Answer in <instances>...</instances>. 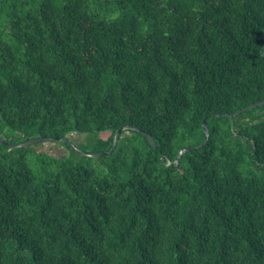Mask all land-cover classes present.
I'll use <instances>...</instances> for the list:
<instances>
[{"label": "trees", "instance_id": "16d2710c", "mask_svg": "<svg viewBox=\"0 0 264 264\" xmlns=\"http://www.w3.org/2000/svg\"><path fill=\"white\" fill-rule=\"evenodd\" d=\"M263 101L264 0H0V136L122 131L0 142V264H264Z\"/></svg>", "mask_w": 264, "mask_h": 264}, {"label": "water", "instance_id": "95a60500", "mask_svg": "<svg viewBox=\"0 0 264 264\" xmlns=\"http://www.w3.org/2000/svg\"><path fill=\"white\" fill-rule=\"evenodd\" d=\"M259 106H264V101L263 102H259L257 104H254V105H251L249 106L248 108L242 110V111H239L238 113H236L234 116H237V115H240L242 114L243 112H246L247 110H250V109H254V108H257ZM204 129H205V132L208 136V140L207 142L209 141V137H210V129H209V126H208V118L205 119L204 123ZM127 129H131L130 127H128ZM135 129V128H133ZM137 130V129H135ZM121 134H122V131H119L117 134H116V137H115V144H114V148L113 150L117 147L118 143H119V140H120V137H121ZM86 135H84L85 137ZM151 139V138H150ZM0 142L4 145H9L11 148H14V147H29V146H35L39 143H44V142H66V143H73V141L70 139V138H62V139H57V138H39V139H35V140H31L29 142H26V143H23V144H19V145H12V144H9L8 142H6L1 136H0ZM152 144L154 145V147L157 149V145L155 144V142L153 140H151ZM205 145V143L203 145L200 146V148H202L203 146ZM112 150V151H113ZM193 150H196V148H186L184 151L181 152V156L179 158V161H178V165L181 163V158H182V155H184L185 153L187 152H191ZM112 151H110L109 153H96V154H89V153H83L85 156H88V157H93V158H100L102 156H105L107 154H110L112 153Z\"/></svg>", "mask_w": 264, "mask_h": 264}, {"label": "rangeland", "instance_id": "374dc122", "mask_svg": "<svg viewBox=\"0 0 264 264\" xmlns=\"http://www.w3.org/2000/svg\"><path fill=\"white\" fill-rule=\"evenodd\" d=\"M0 120H1V118H0ZM110 135L111 134L108 132V133H103L99 136L101 138H108V137H110ZM78 138L79 137H77L76 139L78 140ZM84 139H85V137L81 138L79 140V143H83ZM65 146L66 147L62 146L60 148L55 143L54 144L47 143V144H45V146H37V147L32 146V147H34L35 150H37L39 153H42V154L47 153V154H50L52 156L59 157V158H66V157H69V155H70L71 157L74 156L79 161L82 159V157L80 156V153L83 154V153H91L92 152V147L90 145H88V146H86V145L80 146L79 145V147H81V148L76 149L75 145L68 142ZM52 148H54V150H52ZM71 148H72V150H71ZM73 150H75L76 153H74ZM94 159L95 160H93V164L96 168H98L101 164V161L99 160V158H94Z\"/></svg>", "mask_w": 264, "mask_h": 264}, {"label": "flooded vegetation", "instance_id": "af4514ba", "mask_svg": "<svg viewBox=\"0 0 264 264\" xmlns=\"http://www.w3.org/2000/svg\"><path fill=\"white\" fill-rule=\"evenodd\" d=\"M77 137H79L78 138V140L76 139ZM68 138H70L72 141H73V143L74 144H77V145H79V144H81V143H79V140L81 139V138H83V136H80L79 134H72V135H69L68 136ZM77 140V141H76ZM47 143H51V144H56L57 146H59L60 148L62 147V146H64V147H66L65 145L67 144L66 142H44V143H41V145L40 146H45V144H47ZM72 144V143H71ZM52 150H54V148H52Z\"/></svg>", "mask_w": 264, "mask_h": 264}]
</instances>
